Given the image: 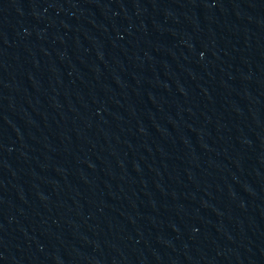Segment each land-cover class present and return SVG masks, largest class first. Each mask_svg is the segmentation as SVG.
I'll return each instance as SVG.
<instances>
[{
    "label": "water",
    "instance_id": "95a60500",
    "mask_svg": "<svg viewBox=\"0 0 264 264\" xmlns=\"http://www.w3.org/2000/svg\"><path fill=\"white\" fill-rule=\"evenodd\" d=\"M0 264H264V0H0Z\"/></svg>",
    "mask_w": 264,
    "mask_h": 264
}]
</instances>
